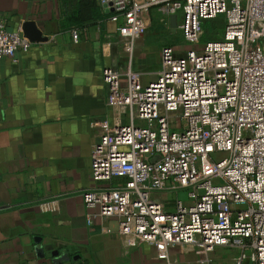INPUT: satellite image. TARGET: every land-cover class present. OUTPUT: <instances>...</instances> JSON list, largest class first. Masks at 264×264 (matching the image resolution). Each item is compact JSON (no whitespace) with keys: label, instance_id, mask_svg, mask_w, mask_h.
I'll return each instance as SVG.
<instances>
[{"label":"built area","instance_id":"2783aa9c","mask_svg":"<svg viewBox=\"0 0 264 264\" xmlns=\"http://www.w3.org/2000/svg\"><path fill=\"white\" fill-rule=\"evenodd\" d=\"M96 1L112 21L122 18L119 33L130 40L145 33L151 7L171 18L182 12L179 29L193 46L203 22L225 15V23L203 49L179 56L163 48L161 70L146 86L135 73L125 85L118 70H103L108 104L130 121L101 127L86 206L116 218L130 245L151 244L161 255L173 245L237 250L234 264H264V0ZM31 45L0 18V60L16 61ZM180 191L187 201L160 199Z\"/></svg>","mask_w":264,"mask_h":264},{"label":"crops","instance_id":"0c3cea01","mask_svg":"<svg viewBox=\"0 0 264 264\" xmlns=\"http://www.w3.org/2000/svg\"><path fill=\"white\" fill-rule=\"evenodd\" d=\"M87 3L0 0L9 31L25 35L31 23L43 37L30 39L31 49L18 51L16 61L0 60V264H213L211 254L221 248L173 245L161 255L151 244L130 245L116 218L83 200L94 185L91 155L101 127L130 121L128 111L108 104L103 70H118L125 85L135 73L148 85L183 22L182 12L171 18L151 7L143 15L145 33L130 40L119 33L122 18L83 21L92 15Z\"/></svg>","mask_w":264,"mask_h":264},{"label":"rangeland","instance_id":"374dc122","mask_svg":"<svg viewBox=\"0 0 264 264\" xmlns=\"http://www.w3.org/2000/svg\"><path fill=\"white\" fill-rule=\"evenodd\" d=\"M224 20H225V15H219L218 18L215 20H209L203 22L204 23L203 28L206 36L201 39L199 46H193V44L186 42L183 38V35L180 33L177 35H173V40L170 42V45L179 55H185L188 51L192 50L193 48L203 49L205 44L207 43V39L216 40L223 33L224 31L223 27L225 23ZM221 157L222 155L219 153L213 155V158L215 160H219ZM178 198L184 202L187 201L188 192L180 191ZM175 199H176L175 195L168 197L167 194L165 195V198H163L164 201H172V202L175 201ZM216 250H221V249H216ZM222 250L223 251H216L213 254H211L213 264H233V261H235L234 258L238 256V251L228 250V249L226 250L222 249Z\"/></svg>","mask_w":264,"mask_h":264},{"label":"trees","instance_id":"16d2710c","mask_svg":"<svg viewBox=\"0 0 264 264\" xmlns=\"http://www.w3.org/2000/svg\"><path fill=\"white\" fill-rule=\"evenodd\" d=\"M85 1L87 2V0H85ZM87 4H89V7H90L91 12H92V15L90 16V18L84 19L83 21H87V20H97V19H101V18H103L105 16V15H103V12L101 10V7L98 5V3H97L96 0H88V3ZM203 25H204V23H203ZM71 27H84V26H81V25H72ZM205 36L206 35L204 33V35H203L202 38H204ZM210 41H212V40L207 39V42H210Z\"/></svg>","mask_w":264,"mask_h":264},{"label":"water","instance_id":"95a60500","mask_svg":"<svg viewBox=\"0 0 264 264\" xmlns=\"http://www.w3.org/2000/svg\"><path fill=\"white\" fill-rule=\"evenodd\" d=\"M34 30V27H33V24L31 23H26L24 25V31H25V35L26 37H29V39L33 40V41H43V37L40 36V34H37ZM28 31H31L32 35L33 36H28L30 34H28L29 32Z\"/></svg>","mask_w":264,"mask_h":264}]
</instances>
